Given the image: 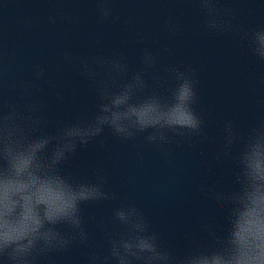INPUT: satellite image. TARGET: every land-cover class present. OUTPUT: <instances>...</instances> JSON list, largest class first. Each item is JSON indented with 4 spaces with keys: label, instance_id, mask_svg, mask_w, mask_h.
Segmentation results:
<instances>
[{
    "label": "clouds",
    "instance_id": "9594fccd",
    "mask_svg": "<svg viewBox=\"0 0 264 264\" xmlns=\"http://www.w3.org/2000/svg\"><path fill=\"white\" fill-rule=\"evenodd\" d=\"M62 3L63 0H50ZM102 23L119 24L113 7L116 0H92ZM201 16L200 28L209 34H230L247 42L249 53L264 63V25L246 28L234 22L236 10L222 7V0H189ZM48 23L70 19L54 8ZM131 20H124L125 29ZM165 30L182 34L170 21ZM146 39V38H145ZM165 52L168 49L164 50ZM161 52L141 49L139 68L132 70L119 48L105 54L62 53V63L87 80L95 94V111L73 122H59L51 131L48 102L38 93L46 67H32V79L10 81L12 64L0 49V264H45L53 254L73 246L87 247L91 233L85 227L84 206L115 201L118 193L108 189L107 175L97 170L81 180L65 174V165L79 149L110 138L120 143L140 142L172 165L173 146L194 140L215 143L206 132L207 120L199 111V76L192 65L158 67ZM150 81L152 83H150ZM15 90L13 99L9 90ZM63 103L64 96L55 93ZM107 133V134H106ZM217 162L232 164V181L202 180L197 191L224 211L221 230L214 223L201 224L207 243L189 237V247L178 254L164 243L144 211L132 201L112 209L119 232L105 234L106 250L86 254L85 264H264V114L246 131L229 118L222 122V145Z\"/></svg>",
    "mask_w": 264,
    "mask_h": 264
},
{
    "label": "water",
    "instance_id": "95a60500",
    "mask_svg": "<svg viewBox=\"0 0 264 264\" xmlns=\"http://www.w3.org/2000/svg\"><path fill=\"white\" fill-rule=\"evenodd\" d=\"M221 6L236 10L234 22L246 28L264 25V0H222ZM113 7L121 16L119 24L100 22L92 0H0V49L12 64L10 81L31 80L34 65L46 67L45 80L52 79L56 87L40 81L38 95L48 102L51 131L61 121L73 122L91 114L97 103L89 82L62 63L65 50L89 55L119 48L130 68L137 70L141 49L150 46L162 54L161 70L169 64H190L197 70L198 109L215 143L194 140L173 146L172 165L140 140L120 143L110 138L103 148L79 149L64 166L65 174L86 180L99 170L107 175L106 187L116 191L118 198L85 205V227L92 237L89 245L53 254L50 264H85L87 253L106 250L99 225L119 232L112 209L129 201L144 211L152 228L178 254L188 249L189 237L206 244L201 224L215 222L214 227L221 230L224 211L203 197L197 185L202 180L209 184L220 180V186L227 187L232 181V164L215 159L222 145V122L231 118L243 132L264 114V63L249 53L247 42L239 37L205 33L200 13L189 0H116ZM54 8L62 9L70 19L49 24ZM124 20H131L127 29ZM166 21L179 25L182 34L167 32ZM56 92L64 96L63 103L56 100ZM9 95L17 97L15 90L10 89Z\"/></svg>",
    "mask_w": 264,
    "mask_h": 264
}]
</instances>
